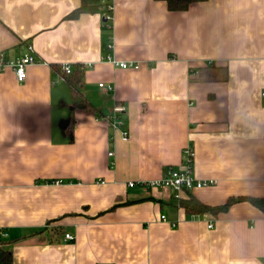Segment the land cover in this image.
<instances>
[{"label": "crops", "instance_id": "crops-1", "mask_svg": "<svg viewBox=\"0 0 264 264\" xmlns=\"http://www.w3.org/2000/svg\"><path fill=\"white\" fill-rule=\"evenodd\" d=\"M80 4L0 0V53L31 45L39 62L22 82L0 72V251L10 264H264L262 210L180 205L264 198V0H111L106 25L102 7L72 16ZM80 98L94 111L71 112ZM116 105L127 141L104 120ZM186 147L214 184L180 200L128 186L183 165Z\"/></svg>", "mask_w": 264, "mask_h": 264}, {"label": "built area", "instance_id": "built-area-1", "mask_svg": "<svg viewBox=\"0 0 264 264\" xmlns=\"http://www.w3.org/2000/svg\"><path fill=\"white\" fill-rule=\"evenodd\" d=\"M102 3V20L105 22H110L112 20V4L111 0H101ZM26 53L23 55L8 59L4 56L3 53H0V72L10 69L15 76V79L18 82H22L26 79V72L30 66L38 65L36 57L34 56V50L31 45H27ZM107 61H109L113 66L118 67L120 69H138L139 65L134 62H126V61H117L115 59L107 57ZM62 73L68 75L72 72V67L70 65H63L60 70ZM99 87H102V84H99ZM108 90L111 89L110 86L107 87ZM264 98V94H262ZM126 108L123 105H116L110 116L104 120L106 123L114 129V131L120 132L121 138L123 141L128 140V134L126 129H124V113ZM100 118V117H98ZM101 119V118H100ZM98 121V120H96ZM184 157L186 158V162L183 165H180L177 168H168L164 175L160 178L153 180H140L137 182H128V186L133 188L138 186L142 189H170L173 191V197L175 199H180L184 192H189L194 189H200L206 186H210L214 184V181H202L196 179L191 173V166L193 160V150L190 147H186L183 151ZM108 156H113V153H108ZM98 183L102 184L103 181H99ZM161 221H166L164 216H161ZM211 227V225H209ZM1 236H5V234H1ZM63 240L65 242L74 241V236L70 234H65Z\"/></svg>", "mask_w": 264, "mask_h": 264}, {"label": "trees", "instance_id": "trees-1", "mask_svg": "<svg viewBox=\"0 0 264 264\" xmlns=\"http://www.w3.org/2000/svg\"><path fill=\"white\" fill-rule=\"evenodd\" d=\"M166 3L168 10L170 11H183L186 10L190 4L195 2H200L204 0H162ZM98 7H102L101 0H81L79 8L74 11L72 16L79 15L80 13L94 12ZM103 24H108L103 21ZM62 80L68 84H71L73 87L77 86L82 79L81 73H70L68 75L60 73ZM71 112L75 110H83L92 112L94 111L93 106L85 98H80L77 102L73 103L70 106ZM187 193V192H184ZM183 193V194H184ZM182 197V196H181ZM180 197V199H181ZM179 199V200H180ZM248 201L256 208L264 212V198H249V197H238V198H229L224 204L218 205L215 207H209L200 203L196 198L188 194V198L180 201V205L188 212L189 214H211L218 215L219 213L225 212L233 203ZM10 253L8 251H0V264H10Z\"/></svg>", "mask_w": 264, "mask_h": 264}]
</instances>
